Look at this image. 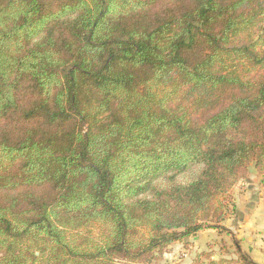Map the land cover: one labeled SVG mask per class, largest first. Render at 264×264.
I'll return each instance as SVG.
<instances>
[{"label":"trees","instance_id":"trees-1","mask_svg":"<svg viewBox=\"0 0 264 264\" xmlns=\"http://www.w3.org/2000/svg\"><path fill=\"white\" fill-rule=\"evenodd\" d=\"M250 162L264 0H0V264H158Z\"/></svg>","mask_w":264,"mask_h":264},{"label":"rangeland","instance_id":"rangeland-1","mask_svg":"<svg viewBox=\"0 0 264 264\" xmlns=\"http://www.w3.org/2000/svg\"><path fill=\"white\" fill-rule=\"evenodd\" d=\"M198 167L199 166L197 165L190 166L185 173L179 175L177 178L181 181L189 180L196 174V172L198 171ZM250 172L253 174H257V181L260 186L259 188L264 189V175L257 173L253 166V162H250V164L248 165L246 177ZM246 177L240 179L234 185L236 188H238V190L241 189L242 191V189L246 188ZM230 191L231 189L221 200V204L223 205V210L221 211L222 221H226L225 218H227V224H229L230 222V220L228 219H232V215L234 213V203L232 201L233 194ZM241 193H243V191ZM206 216V218L204 215L201 216V219L202 221L204 220V223L217 222L215 220L216 215L212 212L208 213ZM222 221L220 222V224L222 223ZM229 236L230 235L224 231L218 232L212 228H204L201 230V233H198L195 236L196 238L191 243L189 241L183 240L182 242H179L180 244L178 242L170 244L165 249L164 253L161 256V259L158 261V264H209L211 260L217 261L218 259H227L229 261H232L231 263L223 264H242V262H239V260L235 261V259L233 258L234 254H236L235 251L238 252V250H235L233 241ZM193 243H196L198 245L197 249L204 248L206 250H192L190 248V245H193ZM215 245H217V247L212 249V247Z\"/></svg>","mask_w":264,"mask_h":264},{"label":"crops","instance_id":"crops-1","mask_svg":"<svg viewBox=\"0 0 264 264\" xmlns=\"http://www.w3.org/2000/svg\"><path fill=\"white\" fill-rule=\"evenodd\" d=\"M254 174L250 172L247 175L245 179L246 188L242 189L243 193H241V189L238 190L235 186L231 188L230 192L233 194L232 201L234 203L233 217L228 219L230 220L229 224L226 223L227 218L221 224L229 228L228 234L233 241L235 250L238 249L245 253L256 264H264V189L259 188L257 174ZM198 233L201 231L186 238L185 241L193 242ZM215 247L217 245L213 246L212 249ZM190 248L196 250L198 245L193 243ZM235 252L233 258L237 260L238 252Z\"/></svg>","mask_w":264,"mask_h":264}]
</instances>
